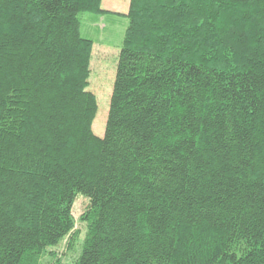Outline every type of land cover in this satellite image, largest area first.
Here are the masks:
<instances>
[{
  "label": "trees",
  "instance_id": "1",
  "mask_svg": "<svg viewBox=\"0 0 264 264\" xmlns=\"http://www.w3.org/2000/svg\"><path fill=\"white\" fill-rule=\"evenodd\" d=\"M102 1L0 0V264L73 252L79 196L72 264H264V0H130L98 138Z\"/></svg>",
  "mask_w": 264,
  "mask_h": 264
},
{
  "label": "rangeland",
  "instance_id": "2",
  "mask_svg": "<svg viewBox=\"0 0 264 264\" xmlns=\"http://www.w3.org/2000/svg\"><path fill=\"white\" fill-rule=\"evenodd\" d=\"M129 2L130 0H103L101 8L103 10L109 9V7L117 8L126 15ZM104 11L105 13L101 15L82 14L80 16L81 36L90 39L94 44L87 90L96 97L97 113L93 121L92 132L98 138L104 137L118 55L129 23L128 18L124 15ZM87 206V200L80 196L76 198L73 205L75 229L80 231L74 251L62 255L64 248V244H62L55 250L58 258L46 257L42 264H56V259L59 264H72L71 262L76 257L84 238L85 229L83 222L80 221V216L85 212Z\"/></svg>",
  "mask_w": 264,
  "mask_h": 264
},
{
  "label": "crops",
  "instance_id": "3",
  "mask_svg": "<svg viewBox=\"0 0 264 264\" xmlns=\"http://www.w3.org/2000/svg\"><path fill=\"white\" fill-rule=\"evenodd\" d=\"M104 10H106V12H107V11H110V12H116L115 14H118V15H124L123 13L120 12L121 10H119V9H117V8H116V9H113V8H110V7H109V9H104ZM117 10H118V11H117ZM125 14H126V13H125ZM124 16H125V15H124ZM93 46H94V44H93Z\"/></svg>",
  "mask_w": 264,
  "mask_h": 264
}]
</instances>
